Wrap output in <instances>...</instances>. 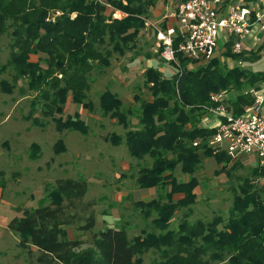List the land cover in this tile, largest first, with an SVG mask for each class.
<instances>
[{
	"label": "trees",
	"instance_id": "1",
	"mask_svg": "<svg viewBox=\"0 0 264 264\" xmlns=\"http://www.w3.org/2000/svg\"><path fill=\"white\" fill-rule=\"evenodd\" d=\"M254 1L257 0H245ZM154 3L155 0H0V35L9 34V64L18 77L27 78L29 90L39 92L41 114L51 117L57 130L86 133L84 120L61 117L66 96L89 110V71L109 67L112 56L121 57L134 48ZM114 11L123 16L113 17ZM177 41L173 36L171 46L178 66L172 64L171 73L163 75L153 65L143 70L149 99L133 94L137 102L133 109L131 105L121 106L117 94L108 89L98 95L102 115L115 119L124 128L131 127L123 137L128 155L146 163L132 175L134 184L161 189L155 198L132 201L143 219L156 213L149 229L130 238L123 226L105 227L91 234V246L78 250L80 239L69 238L66 227L75 221L73 210L87 184L83 178H58L37 207L23 209L7 222V229L18 238V247L27 254V264H140L148 248L159 252L153 264H264V187L250 183L249 177L258 175L254 167L248 170V178L233 188L226 219L214 216L206 222H188V211L180 216L176 228H167L177 206L194 200L197 181L192 174L201 157H212L219 166L217 171L226 174L240 165L235 162L226 169L231 158L224 151L207 147L212 130L201 128L199 120L205 107L214 105L212 95L224 92L226 108L233 115L252 102L249 89L264 86V59L256 70L228 63L250 64L258 60L264 51V36L255 48L238 52H231L230 38L223 43L222 51L216 50L207 62L192 63L191 68L186 66L191 62L176 51ZM161 49L159 46L154 55L159 57ZM149 58L146 53L145 59ZM3 84L0 86L4 88ZM31 122L41 124L36 119ZM110 140L117 143L120 137ZM176 166L187 177L185 180L174 176ZM174 193L180 195L175 202ZM93 225L89 214L76 229L90 231Z\"/></svg>",
	"mask_w": 264,
	"mask_h": 264
},
{
	"label": "rangeland",
	"instance_id": "2",
	"mask_svg": "<svg viewBox=\"0 0 264 264\" xmlns=\"http://www.w3.org/2000/svg\"><path fill=\"white\" fill-rule=\"evenodd\" d=\"M106 11L109 12L110 8ZM112 16L120 18L123 14L114 11ZM153 38L146 35L144 30L140 31L134 48H130L121 57L112 56L109 67L89 71V87L86 91V98L91 104L89 110L73 102L70 95L66 96L60 115L62 118L77 116L84 120L87 131L82 134L67 129L57 130L51 117L41 114L39 92L29 90L27 78L18 77L9 64V34L4 32L0 35V83L3 82L5 86H0V264H24L22 255L25 264L28 263L25 250L15 245L14 239L17 236L6 229V223L20 215L23 209L37 207L45 191L58 178H83L87 184L83 198L73 210L75 221L66 227L69 238L80 239L78 250L91 246V234L105 227L123 226L130 238L143 229H149L156 213L151 212L149 217L143 219L139 215V208L134 209L132 206V201L145 202L155 198L161 189L152 188L154 193L134 184L132 175L135 176V172L146 163L128 155L123 137L131 127L124 128L115 119L102 115L98 108V95L108 89L117 94L121 106L131 105L133 109L137 107V102L132 99L133 94L140 98H150L143 85V70L147 64L144 61L145 54L149 53L153 59L150 63L160 68L163 75L173 71L172 65L161 62V58L154 55L156 46ZM255 45L249 48H255ZM263 59L264 51L253 63L230 61L228 65L256 70L261 68ZM186 66L192 67L189 63ZM261 113L264 115V105ZM33 119L41 124L33 125ZM130 120L135 122L134 117ZM116 136L120 140L113 143L110 138ZM33 147L35 149L32 151ZM33 152L36 156L31 157ZM147 160L145 158L148 163ZM235 162L240 165L226 174L217 171L219 166L212 157H201L198 169L192 174L197 181L193 189L194 200L191 204L177 206L167 228H176L180 216L188 211V217H185L188 222H206L214 216L226 219L233 188L243 182L241 179L248 178V170L255 166L251 155H239L230 159L226 169ZM173 174L180 179L184 177L178 166L174 168ZM249 178L250 183L258 187L255 177ZM179 196L174 193L173 202ZM89 214L94 219L92 229L85 232L76 229ZM158 254L155 249L148 248L141 255L140 264H153L158 261Z\"/></svg>",
	"mask_w": 264,
	"mask_h": 264
},
{
	"label": "built area",
	"instance_id": "3",
	"mask_svg": "<svg viewBox=\"0 0 264 264\" xmlns=\"http://www.w3.org/2000/svg\"><path fill=\"white\" fill-rule=\"evenodd\" d=\"M223 0H179L173 4L169 16L178 27H169L164 33L155 32L156 50L161 46L159 57L162 62L176 67L177 61L171 46L172 37L178 38L176 51L192 63H204L216 52L223 50V43L233 39L231 52L244 47L246 39L251 44L264 36V5L257 1L239 0L235 5L222 11ZM144 27L153 24L144 20ZM221 34V36H220ZM174 70V69H173ZM264 86L249 89L253 97L249 105L237 114L226 108L227 95L222 92L210 96L214 103L205 107L206 112L199 120L201 128L212 130L207 138V147L214 151H224L231 159L239 155H251L258 171L255 182L264 187Z\"/></svg>",
	"mask_w": 264,
	"mask_h": 264
},
{
	"label": "crops",
	"instance_id": "4",
	"mask_svg": "<svg viewBox=\"0 0 264 264\" xmlns=\"http://www.w3.org/2000/svg\"><path fill=\"white\" fill-rule=\"evenodd\" d=\"M178 0H155V3L152 5V7H150L149 9V15L148 17L146 18L148 21H150L152 24H153V29L151 27H148V28H144V31H145V34L148 35V36H153L155 35V32L156 31H159L161 33H164L165 30L169 27H173L174 29L176 28V21L171 18L169 16V11L170 9L173 7V4L176 3ZM157 2V3H156ZM239 2V0H223V4H222V11L225 12L226 11V8L229 7V6H232V5H235ZM258 4L260 6H263L264 5V0H257ZM155 38V37H154ZM153 38V39H154ZM155 42L156 40L154 41V46H155ZM257 44V43H256ZM251 41L246 39L245 42H244V46L246 48H249L251 47ZM256 46V45H255ZM243 47V48H245ZM150 60H153L151 58L149 59H144V61L147 63L145 64L144 66L145 67H149L151 65L154 66L153 62L150 63ZM161 61V60H160ZM162 62V61H161ZM135 68V67H133ZM159 71H160V68H158ZM187 177L184 175V177L182 178L183 180H185ZM177 179H180V178H177ZM181 180V179H180ZM152 188H148L149 191H154V190H151ZM157 190V189H156ZM155 193V191H154ZM8 222V221H7ZM7 225V223H6ZM7 229V227H6ZM8 230V229H7ZM9 231V230H8ZM10 232V231H9ZM11 233V232H10ZM13 234V233H12ZM15 235V234H13ZM16 236V235H15ZM15 241V245H17V242H18V238L16 237L14 239ZM18 246V245H17ZM32 254H34L35 256V251L32 250ZM19 255V254H18ZM17 255V256H18ZM24 256L22 255V260L25 264V257L23 258Z\"/></svg>",
	"mask_w": 264,
	"mask_h": 264
}]
</instances>
